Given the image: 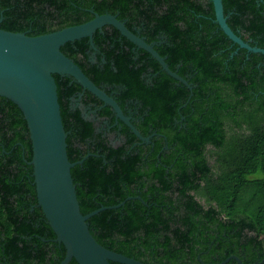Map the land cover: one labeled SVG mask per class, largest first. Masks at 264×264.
<instances>
[{"label": "trees", "instance_id": "16d2710c", "mask_svg": "<svg viewBox=\"0 0 264 264\" xmlns=\"http://www.w3.org/2000/svg\"><path fill=\"white\" fill-rule=\"evenodd\" d=\"M231 29L264 49V0H223ZM118 15L166 59L190 90L146 51L106 26L62 52L126 108L111 144L72 99L104 103L54 75L83 215L103 247L145 264H264V55L239 49L215 22L212 0H0L1 29L37 37ZM150 77L151 82H148ZM113 126L110 106L98 111ZM0 264H61L66 248L40 207L32 142L20 108L0 97ZM132 198L131 200H127ZM139 198H142L141 201ZM70 264H78L74 259ZM111 264H118L113 263ZM227 264H238L231 260Z\"/></svg>", "mask_w": 264, "mask_h": 264}, {"label": "water", "instance_id": "95a60500", "mask_svg": "<svg viewBox=\"0 0 264 264\" xmlns=\"http://www.w3.org/2000/svg\"><path fill=\"white\" fill-rule=\"evenodd\" d=\"M212 1L215 22L225 35L237 44L239 49L264 55V49L251 46L231 29L223 0ZM91 12L94 13V18L89 22L37 37L1 29V18L0 97L17 105L28 124L33 149V158L29 164L34 169L38 207L42 209L48 224L56 234V242L66 248V257L61 264H70L74 259L78 264H145L103 247L90 232L88 221L92 217L105 210L119 208L125 202L116 207H101L88 215L82 214L71 171L83 161L72 163L69 159L68 134L61 115L54 75L73 78L85 91L99 98L105 106H110L116 115L117 123L123 122L145 143H149L151 138L141 135L116 99L97 86L74 60L62 52V47L88 38L91 47L97 49L94 43L96 32L111 26L136 47L148 52L170 77L190 90L193 86L170 69L166 59L156 51L155 44L147 43L140 35L132 32L117 16ZM93 61L96 62L95 59ZM139 199L143 201L142 198ZM231 260L245 264L235 255L218 264H227Z\"/></svg>", "mask_w": 264, "mask_h": 264}, {"label": "flooded vegetation", "instance_id": "af4514ba", "mask_svg": "<svg viewBox=\"0 0 264 264\" xmlns=\"http://www.w3.org/2000/svg\"><path fill=\"white\" fill-rule=\"evenodd\" d=\"M114 16H117V18H118V15H114ZM123 22H125V21H123ZM125 24H126V22H125ZM97 51H98L97 49H93V52H92V54L90 56V59L92 61L95 59ZM148 82L149 83L151 82L150 77H148ZM115 93H116L115 91H112L111 96H113ZM83 95H84V93H81L80 96H79V98H73L72 99V109L80 108L82 110V113H83L84 118L87 119V120L93 121L92 119L88 118V116L85 113L86 111H87V113L89 115L95 116L98 120H103L104 121V125H103V127L101 129L98 128V125H97L96 121H94L95 122V125H96V128H97V131L98 132H101V131L105 132V135L108 136L109 140H110V136L113 135L115 139H117V140L120 141L119 144L116 145V146H119L122 143V141H123L124 138L122 136H120V134L118 133V131H113L112 130V128L117 125V119H116V123L112 126L110 124V121L108 119L99 117L98 111L100 109H102L103 107H106V106L104 105V106H100L99 108H95L94 109L92 105H85L84 103L81 102V98H83ZM131 105H132L131 103L127 104L126 108L128 110V113L130 114V116H127V117H129L131 119V122H132V116L135 113H137V109L131 108ZM84 110H86V111H84ZM124 114H125V112H124ZM152 137L153 136H151L150 138H152ZM110 142H111V140H110ZM111 144H112V142H111ZM4 154H5V150H4V147H3V142H1L0 143V159H3Z\"/></svg>", "mask_w": 264, "mask_h": 264}, {"label": "rangeland", "instance_id": "374dc122", "mask_svg": "<svg viewBox=\"0 0 264 264\" xmlns=\"http://www.w3.org/2000/svg\"><path fill=\"white\" fill-rule=\"evenodd\" d=\"M86 111V110H84ZM86 115L88 116V118L92 119L93 121H96L97 125H98V128H102L103 125H104V121L103 120H98L95 116H91L87 113V111L85 112ZM110 140L112 142V144H114L115 146L119 144V140L115 139L113 135L110 136Z\"/></svg>", "mask_w": 264, "mask_h": 264}]
</instances>
